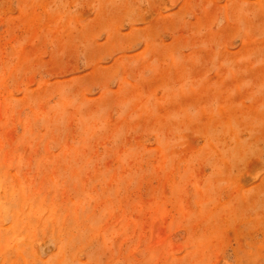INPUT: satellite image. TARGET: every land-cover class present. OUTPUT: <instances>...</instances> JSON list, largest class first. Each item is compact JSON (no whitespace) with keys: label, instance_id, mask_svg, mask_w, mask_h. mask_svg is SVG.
Segmentation results:
<instances>
[{"label":"rangeland","instance_id":"374dc122","mask_svg":"<svg viewBox=\"0 0 264 264\" xmlns=\"http://www.w3.org/2000/svg\"><path fill=\"white\" fill-rule=\"evenodd\" d=\"M0 264H264V0H0Z\"/></svg>","mask_w":264,"mask_h":264}]
</instances>
